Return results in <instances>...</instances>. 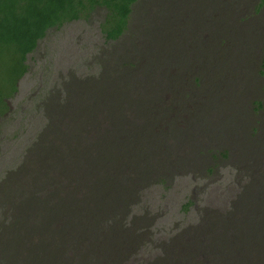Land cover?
<instances>
[{"label":"rangeland","instance_id":"rangeland-1","mask_svg":"<svg viewBox=\"0 0 264 264\" xmlns=\"http://www.w3.org/2000/svg\"><path fill=\"white\" fill-rule=\"evenodd\" d=\"M102 12L50 28L14 95L0 52V264H70L41 225L87 186L73 150L129 143L78 264H264V0H137L116 40Z\"/></svg>","mask_w":264,"mask_h":264},{"label":"trees","instance_id":"trees-1","mask_svg":"<svg viewBox=\"0 0 264 264\" xmlns=\"http://www.w3.org/2000/svg\"><path fill=\"white\" fill-rule=\"evenodd\" d=\"M136 1L0 0V52L6 53L11 68L14 70L12 82L14 91L11 95L15 94L17 82L28 68L27 54L36 48L39 40L46 35L50 28L61 26L65 22L84 15L89 16L97 9L102 8V30L107 39L116 40L126 30L129 31L131 13ZM157 81L156 76L149 78L152 90ZM143 101V104L139 105L141 110H151L152 106L146 104L145 99ZM135 150L136 148L130 143L123 148L118 145L111 147L90 146L86 149L81 145L75 147L73 150L72 186L80 187V183L83 181H86L85 185L87 186L84 191L71 195L61 190V193L58 194L56 210L52 211L49 208L45 212L41 225V237L49 244H56V247L50 248L48 253L55 252L58 256L68 254L72 257L70 264H78L82 258L91 255V251L101 248L95 244V241L100 242L93 232L95 217L110 208L111 203L115 200L111 199V196L113 194L116 196L120 187L119 181L113 183L107 173L109 169H131L134 162H125V159L119 160L117 155L122 152L125 155H133ZM87 153H89V163L84 168L81 163ZM217 168L210 164L211 175L216 173ZM82 169H86V173ZM161 184L164 187L171 186V183L166 184V180H163ZM131 212L130 207L122 212L126 224L129 223L128 215ZM238 235L237 229L233 228L231 237ZM68 261L67 264H69ZM45 264H50V262ZM55 264L64 263L56 261Z\"/></svg>","mask_w":264,"mask_h":264}]
</instances>
